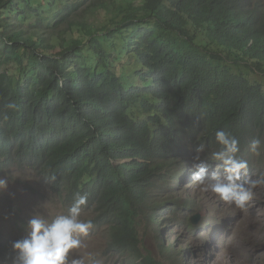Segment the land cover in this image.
Returning <instances> with one entry per match:
<instances>
[{"label": "trees", "instance_id": "obj_1", "mask_svg": "<svg viewBox=\"0 0 264 264\" xmlns=\"http://www.w3.org/2000/svg\"><path fill=\"white\" fill-rule=\"evenodd\" d=\"M85 8L110 10L112 25L72 19ZM53 10L78 37L48 36ZM242 67L264 77V0H0V175L32 170L70 205L87 194L108 252L159 264L138 223L159 227V194L193 168L196 148L211 167L222 166L210 160L217 130L247 161L252 139L264 142V83ZM0 257H14L1 231Z\"/></svg>", "mask_w": 264, "mask_h": 264}, {"label": "rangeland", "instance_id": "obj_2", "mask_svg": "<svg viewBox=\"0 0 264 264\" xmlns=\"http://www.w3.org/2000/svg\"><path fill=\"white\" fill-rule=\"evenodd\" d=\"M54 6L55 9L59 7L58 4ZM54 13L55 10L44 14L45 18H51L50 21H43V26L49 28L48 36L57 40L66 38L68 41L79 36L78 29L67 30L68 23L55 26ZM112 18L110 10L85 8L72 19L87 21V24L96 27H108L113 23ZM126 63L130 64L129 60ZM128 68L133 72L142 69L140 63ZM240 70L252 83H264V77L253 70L244 67ZM136 83L142 88L152 86V80L138 78ZM260 156L261 160L257 155L246 160L247 177L256 179L264 174L262 152ZM183 164L186 166L187 162ZM194 171V168L188 169L185 175L183 173L178 177L180 181L175 186L159 194V198L168 203L159 227L150 224L146 218L140 219L137 231L142 253H152L159 264H264V185L254 189V198L245 208L240 209L211 192L201 191V186L192 181ZM213 172L223 175L222 166L216 164L209 167V175ZM0 176L9 180L7 190L0 193V231L9 243L25 236V226L32 215L38 213L51 220L57 215L67 214L70 204L50 190L34 171L13 168L11 173ZM177 200L179 208L186 206L191 210L174 212L176 208L170 202ZM196 215L200 217L201 226L198 229H193L190 224L192 228L186 226V221L189 222ZM171 216L176 218L175 222L171 221ZM80 218L91 219L93 227L86 236H80L83 247L74 250L73 255L83 257L86 264H89L90 259L93 264H139L131 256L128 258L108 252L109 226L96 224L97 214L94 209L81 207ZM168 246L189 255L186 253L188 256H185L184 253L181 260L170 255L172 257L169 259L166 253H162L164 247ZM0 264L12 263L0 257Z\"/></svg>", "mask_w": 264, "mask_h": 264}, {"label": "clouds", "instance_id": "obj_3", "mask_svg": "<svg viewBox=\"0 0 264 264\" xmlns=\"http://www.w3.org/2000/svg\"><path fill=\"white\" fill-rule=\"evenodd\" d=\"M7 107L15 108V104L9 103ZM215 140L221 147L210 154V160L221 162L223 175L216 172L209 175L208 164L200 159V154L204 152V145L201 144L193 157L195 171L192 173V181L201 186V191L211 192L222 201L243 209L254 198V189L264 185V174L256 179L246 176L248 162L237 155L240 151L237 138L221 129L215 132ZM262 144L264 142L261 139L253 138L249 150L259 156ZM8 185L9 180L0 176V193L6 191ZM87 201V194L77 193L67 214L57 215L51 220L38 213L32 215L25 226V236L11 242L14 252L12 264H86L83 257L72 253L83 247L80 236H86L93 227L91 219L80 218L81 207ZM199 221L200 217L197 224L193 225L191 221L188 223L196 229L201 226ZM183 254H177L179 260ZM89 264H93L91 259Z\"/></svg>", "mask_w": 264, "mask_h": 264}, {"label": "water", "instance_id": "obj_4", "mask_svg": "<svg viewBox=\"0 0 264 264\" xmlns=\"http://www.w3.org/2000/svg\"><path fill=\"white\" fill-rule=\"evenodd\" d=\"M198 220H199V215H196V216L193 217V220L191 221V223L193 225H195V224H197Z\"/></svg>", "mask_w": 264, "mask_h": 264}, {"label": "bare ground", "instance_id": "obj_5", "mask_svg": "<svg viewBox=\"0 0 264 264\" xmlns=\"http://www.w3.org/2000/svg\"><path fill=\"white\" fill-rule=\"evenodd\" d=\"M193 220V217L190 219V221H192ZM198 229V228H197Z\"/></svg>", "mask_w": 264, "mask_h": 264}]
</instances>
